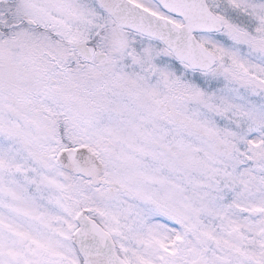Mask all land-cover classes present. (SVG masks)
<instances>
[{"label":"snow or ice","instance_id":"snow-or-ice-1","mask_svg":"<svg viewBox=\"0 0 264 264\" xmlns=\"http://www.w3.org/2000/svg\"><path fill=\"white\" fill-rule=\"evenodd\" d=\"M0 264H264V0H0Z\"/></svg>","mask_w":264,"mask_h":264}]
</instances>
